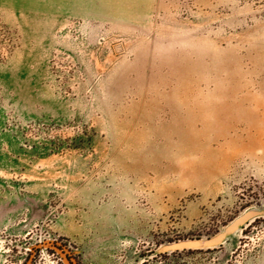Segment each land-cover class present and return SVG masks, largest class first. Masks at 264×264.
Listing matches in <instances>:
<instances>
[{"label":"rangeland","instance_id":"rangeland-1","mask_svg":"<svg viewBox=\"0 0 264 264\" xmlns=\"http://www.w3.org/2000/svg\"><path fill=\"white\" fill-rule=\"evenodd\" d=\"M249 206L264 0H0V264H133ZM187 252L141 264H264V218Z\"/></svg>","mask_w":264,"mask_h":264},{"label":"water","instance_id":"water-1","mask_svg":"<svg viewBox=\"0 0 264 264\" xmlns=\"http://www.w3.org/2000/svg\"><path fill=\"white\" fill-rule=\"evenodd\" d=\"M259 218H264V207L249 206L234 217L221 229V231L216 234L210 237L180 239L177 241L165 242L159 245L151 253L138 258L135 262H133V264H141L147 260L157 258L162 255L184 251L214 250L225 245L232 244L250 222Z\"/></svg>","mask_w":264,"mask_h":264},{"label":"trees","instance_id":"trees-1","mask_svg":"<svg viewBox=\"0 0 264 264\" xmlns=\"http://www.w3.org/2000/svg\"><path fill=\"white\" fill-rule=\"evenodd\" d=\"M189 253H192V252L188 251L187 254H189Z\"/></svg>","mask_w":264,"mask_h":264}]
</instances>
